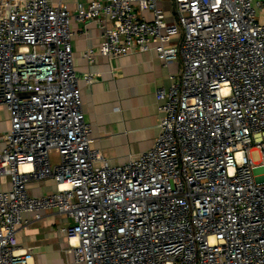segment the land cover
<instances>
[{
	"label": "built area",
	"instance_id": "built-area-1",
	"mask_svg": "<svg viewBox=\"0 0 264 264\" xmlns=\"http://www.w3.org/2000/svg\"><path fill=\"white\" fill-rule=\"evenodd\" d=\"M160 1L77 8L78 22L102 26L104 57L154 52L163 66L182 61L156 92L162 115L153 148L112 166L92 148L68 7L5 0L0 104L10 129L0 178L11 189L0 192V264H28L18 250L23 214L39 221L49 210L74 221L61 232L75 264H264V3L171 0L170 22ZM84 58L93 62L94 53ZM47 180L55 192L28 194Z\"/></svg>",
	"mask_w": 264,
	"mask_h": 264
},
{
	"label": "crops",
	"instance_id": "crops-1",
	"mask_svg": "<svg viewBox=\"0 0 264 264\" xmlns=\"http://www.w3.org/2000/svg\"><path fill=\"white\" fill-rule=\"evenodd\" d=\"M25 1L19 0L20 4ZM91 1L107 0H52L54 4L62 2L72 14L71 44L75 70L80 78L84 118L92 129V148L110 165H124L153 148L160 134L162 115L156 92L169 86L170 77L180 73L182 61L163 66L154 52L136 53L118 60L104 57L102 26L96 22L81 24L75 18L78 6ZM5 6V0H0V14L5 13ZM159 7L171 22L175 16L172 1L161 0ZM263 11L264 8L258 14ZM137 13L147 21L153 19L148 11ZM88 52L94 53L93 62L84 58ZM87 74L94 76L92 84L84 81ZM9 129L10 114L0 104V152ZM10 189V181L0 178V192ZM55 191L54 180H47L30 184L28 194L40 197ZM23 219L29 223L17 233L18 250L31 257L28 264H75L73 255L68 253V238L61 232L62 228L74 224L72 219L56 210L45 212L39 221L28 213L23 214Z\"/></svg>",
	"mask_w": 264,
	"mask_h": 264
},
{
	"label": "rangeland",
	"instance_id": "rangeland-1",
	"mask_svg": "<svg viewBox=\"0 0 264 264\" xmlns=\"http://www.w3.org/2000/svg\"><path fill=\"white\" fill-rule=\"evenodd\" d=\"M259 21L264 23V11L258 14ZM250 158L254 163H258L261 161V153L259 149L253 150L250 154Z\"/></svg>",
	"mask_w": 264,
	"mask_h": 264
}]
</instances>
